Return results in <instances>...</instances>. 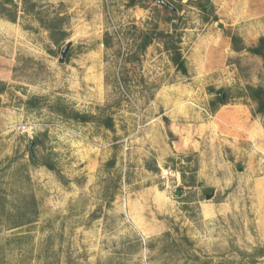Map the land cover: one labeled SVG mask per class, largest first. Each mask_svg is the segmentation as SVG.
Returning <instances> with one entry per match:
<instances>
[{
  "label": "rangeland",
  "instance_id": "374dc122",
  "mask_svg": "<svg viewBox=\"0 0 264 264\" xmlns=\"http://www.w3.org/2000/svg\"><path fill=\"white\" fill-rule=\"evenodd\" d=\"M32 1L43 24L0 16V264H264V114L243 92L264 63L230 42L264 36V0ZM173 26L187 74L155 36Z\"/></svg>",
  "mask_w": 264,
  "mask_h": 264
},
{
  "label": "trees",
  "instance_id": "16d2710c",
  "mask_svg": "<svg viewBox=\"0 0 264 264\" xmlns=\"http://www.w3.org/2000/svg\"><path fill=\"white\" fill-rule=\"evenodd\" d=\"M140 0H128L127 5L134 6L138 5ZM192 1V0H190ZM19 2V4H18ZM192 3L195 4V6L199 7L202 10H206V6L209 5V0H205L204 4H201L199 0H193ZM19 11H23L26 13H33L36 15L37 19L40 21V23H44L41 18V12L38 9V4L35 1L32 0H0V16L6 20H9L11 22H15ZM47 28L50 29L49 26ZM176 27L173 26V30L171 32L168 31H161L158 32L155 36L163 42L164 49L168 52L170 60L172 64L174 65L175 69L179 71L182 74H187V67H186V61L183 57L180 47L178 45L179 38L176 37ZM53 35L54 32H51ZM152 34L145 33L143 34L142 41L139 44V51H143L153 40ZM230 42L232 46V50L240 52V51H247L252 55L258 56L262 59L264 63V36H259L256 40V42L252 45L246 46L241 38L237 35L230 36ZM104 45L106 47L110 46V42L107 39V37L104 38ZM212 92H218L220 95L217 96V103L220 104H226L228 99L227 95H224V90L219 88L215 90L213 87L209 88ZM4 90V86L1 84L0 91ZM244 94L254 103V108L252 110V115H262L264 114V83L259 85H246L244 88ZM223 95V96H222ZM30 103L35 105L36 101L35 98H32L30 100ZM214 106L216 103L211 102ZM58 112L62 115H64L67 118L86 122L90 121L93 116L86 113H80L77 110L73 109H67L66 106H60L59 109H57ZM164 122L167 126V132L169 135H172L171 130L169 129L168 125V119L166 117L163 118ZM105 124L107 127H111V122L105 121ZM37 140V139H35ZM37 143H40V140L37 141ZM30 159L35 164H42L45 165L47 168L51 170H56L55 164L53 162L48 161V159L44 156L41 159H38L35 156H32L30 153ZM8 216L6 215V219ZM19 225V224H14Z\"/></svg>",
  "mask_w": 264,
  "mask_h": 264
},
{
  "label": "water",
  "instance_id": "95a60500",
  "mask_svg": "<svg viewBox=\"0 0 264 264\" xmlns=\"http://www.w3.org/2000/svg\"><path fill=\"white\" fill-rule=\"evenodd\" d=\"M70 45H71V41H68L64 46H63V48L61 49V51H60V56H59V60L60 61H63L64 59H65V55H66V53H67V51H68V49H69V47H70ZM223 96V95H222ZM33 143H35V141L34 140H31L30 141V149H31V154H32V156H34V153H33V149H32V144ZM212 194H213V191H211V192H209L207 195H206V198H210L211 196H212Z\"/></svg>",
  "mask_w": 264,
  "mask_h": 264
},
{
  "label": "built area",
  "instance_id": "2783aa9c",
  "mask_svg": "<svg viewBox=\"0 0 264 264\" xmlns=\"http://www.w3.org/2000/svg\"><path fill=\"white\" fill-rule=\"evenodd\" d=\"M26 126L23 124H19L18 126H17V130H18V132H20V133H23L25 130H26V128H25Z\"/></svg>",
  "mask_w": 264,
  "mask_h": 264
},
{
  "label": "crops",
  "instance_id": "0c3cea01",
  "mask_svg": "<svg viewBox=\"0 0 264 264\" xmlns=\"http://www.w3.org/2000/svg\"><path fill=\"white\" fill-rule=\"evenodd\" d=\"M214 1H217V0H214ZM247 1H251V0H247ZM252 15H256V13H252L251 16H252ZM246 111H247V110H246ZM244 113H245V112H244ZM216 114H217L218 116L220 115V113H218V112H217ZM251 114H252V111H251ZM252 116H253V115H252ZM246 117H247V112H246ZM245 124H246V127H245V129H246V128L249 126V124H248V123H245ZM245 124H244V126H245ZM256 133H259V132L256 131Z\"/></svg>",
  "mask_w": 264,
  "mask_h": 264
}]
</instances>
